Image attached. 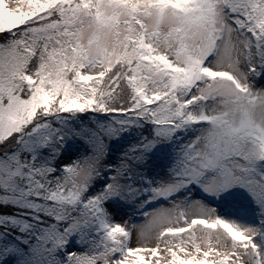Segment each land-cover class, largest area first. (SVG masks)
Here are the masks:
<instances>
[{"label": "snow or ice", "instance_id": "snow-or-ice-1", "mask_svg": "<svg viewBox=\"0 0 264 264\" xmlns=\"http://www.w3.org/2000/svg\"><path fill=\"white\" fill-rule=\"evenodd\" d=\"M0 264H264V0H0Z\"/></svg>", "mask_w": 264, "mask_h": 264}]
</instances>
